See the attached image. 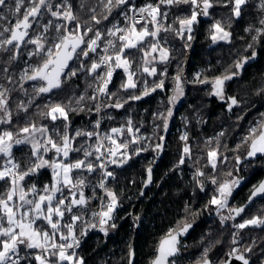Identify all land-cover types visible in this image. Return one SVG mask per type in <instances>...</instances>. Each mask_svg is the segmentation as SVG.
I'll return each instance as SVG.
<instances>
[{"label": "trees", "instance_id": "16d2710c", "mask_svg": "<svg viewBox=\"0 0 264 264\" xmlns=\"http://www.w3.org/2000/svg\"><path fill=\"white\" fill-rule=\"evenodd\" d=\"M137 1V3L142 4L148 1L156 2L157 0ZM260 1L249 0L242 7L243 14L240 17H235L231 10L232 6L227 4V0H214L215 6L209 10V16L200 17L198 19L199 23L193 25L191 33L193 38L191 40L187 39L188 33H184L183 38L176 35V33L171 34V39L175 43L183 40L181 47L186 50L181 47H179L180 50L178 49V51L173 49L167 62H157L153 65L157 69L156 76L150 77L147 73L143 72L142 74L150 82L160 79L170 81L175 76L180 75L184 99L177 106H173L170 103L172 91L169 86L170 83L166 82L163 89H157L141 100L128 101V103L124 104V109L105 107V105L114 104L117 101L124 103V101H120L117 98L119 91L121 94L129 96L138 92L141 87L138 82L137 86L139 84V89L136 87V89L125 90L121 89L120 86L118 88L117 85L120 80L125 81V78H121L124 76L122 74L123 69H120L122 72L116 70L113 73L111 83L109 84V92L114 93V95L107 96L103 102L104 128L109 131L114 127L127 125L130 118H135V115L137 118L139 115L138 121L132 119L133 123H137L134 126L140 128L142 132L143 130L147 133L152 132V136L150 137L152 145L153 143H158L162 145V148L157 151L156 148L152 149V146H150L149 148L151 149H148V152L145 151V155L132 156L128 163L122 167H115L116 165L113 167L115 179L108 181V188L117 195L120 202L119 205H122V208L117 213L115 220L116 227L108 228L107 234L102 231L91 233L92 228L89 227L85 219L84 221L87 224H82V221L76 224V235L81 236V230H84L86 234L82 237L87 236L80 246L75 249L76 255L83 259L84 264H129V252L132 247L135 248L136 252L135 264H150L157 254L156 250L160 240L170 230H178L185 223H191L192 227L179 245V255L188 257L189 262L201 261L204 251L207 249V258H211L214 264H222L228 258V253L231 250L230 231L228 230L230 225L221 224L220 216L214 215L213 210L207 208L209 198L214 195V192L209 189L201 191L192 176L191 168L186 167V164H190V161H192L203 170L205 175L215 171L220 182L229 173L236 177H245L244 182L228 203L231 208L242 205L249 196L253 186L264 175V156L248 158V144L240 142V139H243L244 133L249 131L247 126L249 122H254L256 118L261 123L264 121V115H262L264 114V34L258 31L264 28V25L260 23L261 20H264V9L260 7ZM69 2L73 4V13L78 19L76 22H71V25L69 23L68 28L71 29V26L73 27L78 22L82 29L80 34H84L85 27L89 25L93 28L91 34L99 28L107 30L109 25L121 17V10L125 7L114 8L111 14L108 15V19L104 20L102 16L106 15L107 12L103 7L102 0H69ZM130 2L131 0H129L128 7ZM93 7L96 9L97 18L101 19V23L99 24L90 19L92 13L89 9ZM246 7L251 10L248 15ZM2 9L0 8V13ZM53 9H55V6H53ZM171 10V18L178 15V13L183 14V16L190 14L189 5L173 6ZM173 14L174 16L172 17ZM180 14L179 16H181ZM50 16L49 13L43 14L37 23L39 26L34 25L32 29H29V33L31 30L43 28L44 23L46 24L49 20H52L53 23H58L55 17ZM17 18H13V23L16 22ZM216 21H219L222 27L230 33L229 41L215 43L211 39L212 32L214 31L211 23L214 24ZM62 23L66 24L67 21L62 20ZM204 26H206L205 29ZM48 34L53 36L54 32L50 29ZM86 37L88 36H84L85 40ZM106 39L102 36L100 42L104 44ZM23 47L24 45H21L20 53L23 51ZM81 47L84 46L82 45ZM143 50L140 49L137 56L143 57ZM77 52H79V49H77ZM182 52L183 54H181ZM253 53H255L254 58L249 59L242 69L235 67L237 61L245 57H252ZM9 55L10 53L4 52L3 54L0 51V67L7 69V72L0 71V90L7 89L11 91H7V96L8 107L12 112V123L0 125V130L4 128L15 132L18 128L24 127L29 123H35L37 127L41 124H48L52 127L54 121L44 115L46 110H48V108H45L48 98L51 97L52 100L58 99L59 101L60 99L67 100L76 96H86L89 104H87L81 113H69V118L73 120L72 126L78 124L79 126L81 125L82 131L92 130L96 99L92 100L90 97L93 93V83L98 72H90L88 74V69L93 61L99 60L98 53L90 52L87 58L81 56L74 64L72 63L74 59L69 61V67L77 71L76 76L67 79L62 84L61 89H54L51 93H40L38 95L36 87L33 85L39 80H23L20 82L17 79L16 71L20 68V62L24 56H19L17 60L9 62ZM79 62L83 64V70L76 68ZM164 68L167 70L166 76L161 75ZM174 72L177 75L174 76ZM225 72L227 74L239 73L226 83V96L228 98H235L238 101L237 105L231 107L229 104L224 103L217 95L211 94L212 81L223 76ZM196 73H199L198 77L192 78ZM137 78V81L142 80L139 76ZM123 81L120 82V85L126 82ZM198 81L208 82L202 83ZM20 84L22 88H20ZM32 88H35V92L33 89L32 93H30L29 90ZM29 96L32 99L28 106L23 101L28 100ZM21 103L27 107V112L18 109V105ZM41 105L44 106L42 107ZM138 106L140 107L138 108ZM127 108L130 114L126 110ZM169 108L172 109L173 115L168 119V127L165 130L163 126L164 120L159 118L157 113L166 115ZM138 110L139 113H137ZM141 110L142 113L140 115ZM118 111L120 112L119 114ZM180 113L185 114L187 117V120L184 121L187 125H184L185 123L180 121ZM115 114H118V116L114 117ZM122 116L125 118H121ZM144 118H147V121ZM125 122L127 123L125 124ZM182 124L186 126L188 131L187 141L182 140L180 132L176 131L177 127ZM209 136H213V138L207 140ZM78 138L81 144H85L86 146L93 144L92 138L87 143L84 141L88 138ZM186 143L191 149L190 156L183 154V148ZM214 146L221 148L219 151L221 155L217 160L215 169L211 167L208 157V152L214 149ZM30 148L28 144H25L22 147L14 149L20 167L24 169L34 159L32 149ZM153 154V159H150V156ZM73 155L71 154V158H77L80 153H75V156ZM81 155L83 157L82 152ZM182 157L184 159V167L176 166ZM224 157H227V159L225 160ZM236 157H240L241 163H237ZM5 158L3 154H0V167ZM256 159H260V163L255 162L254 160ZM148 168L152 170V185H149L144 191L148 180ZM237 169L239 170L237 171ZM82 173L90 177L92 182V185H87L86 192L88 193L91 188L94 192L90 197L85 193L88 197V205L91 204L88 209L98 211L99 200L94 198L97 192L95 180L97 174L95 172ZM26 181L30 185L34 184L40 190L45 185H51L52 170L50 168H42L35 175L26 177ZM218 181L217 183L219 184ZM6 188L7 185L3 181H0V193H3ZM106 199L109 200L110 198L106 195ZM212 206L214 207V205ZM259 206H262L264 214V198L255 201L241 216L236 218L237 221H241L238 219L246 216ZM88 216L89 212H87L86 217ZM66 217L69 218L70 216L66 214ZM66 217L61 221L62 224L67 222ZM38 224L45 227L40 221H38ZM240 232L243 234L241 253L252 258V264H264V227L249 226L241 229ZM249 248L251 251H246ZM21 250L26 255H30L36 251L35 249L29 250L25 248ZM21 264H38V262L35 259H31L30 262L23 261Z\"/></svg>", "mask_w": 264, "mask_h": 264}, {"label": "snow or ice", "instance_id": "6c2138e0", "mask_svg": "<svg viewBox=\"0 0 264 264\" xmlns=\"http://www.w3.org/2000/svg\"><path fill=\"white\" fill-rule=\"evenodd\" d=\"M23 3L24 0H15V8L9 9V11H14L17 14L21 13ZM128 3L129 0H102L103 7L107 12L106 15L102 16V19L107 20L108 15L111 14L114 8H122V6H127ZM247 3L248 0H227V4L232 6V12L235 17L241 16L242 7ZM180 5H189L190 14L183 18H178L179 30L176 34L183 38L184 33H188L187 39L191 40L193 38L191 35L193 25L199 23V16L209 15V10L215 6L214 0H159L157 4L149 3L138 10L129 9L130 11H138L144 20L139 30L136 26L139 21L133 16L127 15V12L124 14L126 20L129 22L128 27L119 28L113 24L112 29L107 32V35L116 37L120 42L119 48H116V43L113 40H107V46L104 48L106 54L99 61H93L88 69L91 73H97L101 67L105 69L103 75L97 77L100 85L95 91L98 94L105 96L114 95V93L109 92L108 85L111 83L115 69H123L127 74V80L121 84V88L125 90L136 89L138 83L134 79L136 73L132 69L131 61L128 58L130 53L126 50L142 49L143 42L146 38H157L161 30L169 31L170 29L163 28L161 23L163 19L167 18V12H162L161 6L179 7ZM7 7L8 0H0V8ZM260 7L264 9V0H261ZM55 8L56 10H53L51 0H29V6L24 10L22 18L18 17L15 24L11 27L0 26V51L10 53L8 57L9 62L19 58L21 45L30 44L35 46L36 50L30 51L28 53L29 56H38L41 52L45 54L41 65L31 68L30 71L29 69H25L24 74L20 77L22 81L40 80L45 82L43 86L36 89L38 93H51L54 89H61L62 84L67 79L77 74L75 69L69 67V61H72L74 58L79 60L81 56L87 58L90 52L95 53L99 47L98 42L102 39L99 30L93 33L94 38H89L87 41L84 39L87 32H93L91 26L86 28L84 34H80L81 26L78 22L69 30L67 24L53 23L52 20H49L43 25L41 34L35 35L34 37L30 36L29 29H32L34 25L39 26L37 24V18L42 17L45 12L57 20L70 23L77 21L78 18L74 15L72 4L68 0H61L59 4L55 5ZM89 10L92 13L90 17L91 21H94L96 24L101 23V19L97 18L96 9L93 7ZM5 19L4 16L0 15V20ZM148 23L154 26L151 30L147 26ZM260 23L264 25V20H261ZM50 29L54 32V35L51 38L49 46L46 47L48 37L45 34ZM212 29L214 30V34L211 36L213 42L229 39L230 33L225 31L219 21H216L212 25ZM258 31L264 34V28ZM117 33H120V35L117 36ZM82 45L84 47H81ZM149 47L150 52L146 51L144 53L145 56L158 52L159 62H167L169 58L167 48L160 47L158 41H150ZM109 48L115 50L114 55L107 54ZM77 49H79V52H77ZM254 56L255 53H253L252 57H245L237 61L235 67L242 69L244 64L249 59L254 58ZM156 59V56H152L151 60L145 61V64H151ZM80 70H83V68L81 67ZM0 71L7 72V69L0 67ZM142 71L149 76L157 75V69L154 66H144ZM238 74V72H234L231 75L226 74L212 81L214 94L223 98L225 82L231 80L233 76ZM161 75L166 76V70ZM174 79L176 81V95L171 98L170 103L172 104H175L179 97L183 95V88L180 83L181 76L177 75ZM198 82L207 83L208 81ZM163 87V79L154 83L151 89L147 87L145 82L142 94H132L128 97V100H141L145 96L150 95L151 92H155L157 89H163ZM7 91V89L0 90V125H9L12 123V112L8 107ZM84 98V96H81L79 100L82 101ZM90 99L95 100L96 96H92ZM128 100H125L124 103L117 101L114 104H107L105 107L123 108L124 104L128 103ZM229 100L231 102L230 107L238 104L235 98L229 97ZM18 109L25 112L28 110L23 103L18 105ZM69 111H75V109H66L61 104H54L50 106L48 112L44 113L52 121L60 120L63 122L64 134L60 137L59 143L52 136L48 135V128L46 126L41 125L37 127L35 123H29L24 127H20L15 132L11 130H0V154L8 158L7 162L0 167V181H3L7 185L5 191L0 193V264H21V261L25 259V257L19 255L21 246L26 249L39 250L38 254L34 256L35 261H38L39 264H84L83 259L77 256L75 251H69L70 249L79 247L80 243L74 231L75 225L73 222L81 221L82 215L73 213V208L76 207L82 211L88 204V199L83 192V188L86 187L85 178L78 176L74 181L72 174L74 172L92 173L99 169L103 177L114 179V172L107 170L109 165L122 167L128 163L132 156L139 155L140 152L148 150L143 147H133L131 148V155H129L130 145H140L141 139H146L137 136L130 120L128 121L126 131L131 134V139L127 141L117 142L114 135H123L125 129L116 127L110 130L113 135L82 130H75L74 135H70L67 131L70 126ZM96 111L97 113L100 112L99 105H97ZM172 115L173 111L171 108H169L166 115L163 113L158 114L159 118L164 120L163 126L165 130L168 127V119ZM99 126L100 121H97L95 127L99 128ZM37 133H39L40 139L37 138ZM76 137L88 139L95 137L96 143L94 145L88 144L87 147L84 144L75 146ZM181 139L187 141V133ZM104 141H108L109 145L106 146ZM25 143L31 145L34 159L25 169L21 170L20 164L14 162L12 149L14 145ZM85 143H87V139ZM244 143L248 144V158H254L257 155L264 156V122L249 129V135ZM161 148L162 145H156L157 151ZM53 151L55 158H44L45 154ZM81 152L83 158L77 157L70 159L72 153ZM183 154L185 156L191 155V149L187 143L183 148ZM220 155L218 149H213L208 152L209 163L213 169L216 168ZM224 159L226 160L227 157H224ZM236 160L237 163H241L240 157H236ZM183 163L184 159L182 157L179 164ZM42 168H50L52 170V184L45 185L40 190L34 184L26 189L23 183L26 177L35 175ZM147 171V182L151 183L152 170L148 168ZM203 175V172H197V177ZM228 175L231 176L232 174L229 173ZM241 180L242 178L237 177L218 184L216 179H211V183L217 185V187L209 203L217 206L218 209L226 208L229 199L233 196V192L240 186ZM99 187L105 189L106 195L110 199L109 203L103 206L104 210L93 213V216L98 217L100 231L107 234V229L104 225H108L110 228L116 227L114 223L109 224V221L112 220V214L118 206V198L114 192L106 188L104 179L99 183ZM65 188L68 189V195L64 194ZM200 189L201 191L204 190L203 184H200ZM57 194H59V197ZM30 195L32 198H29ZM257 197L264 198V180L258 182L251 189L249 204ZM246 207L247 205L239 208H231L229 212L234 213L235 216H240ZM65 213L72 215L69 217L70 222L62 224L61 221L64 220ZM225 219H234V216H221L222 221ZM38 221L46 227H42L37 223ZM249 226L264 227V217L254 216L251 219L244 220L243 223L234 225V227L239 229H244ZM89 227L96 228L97 224L89 222ZM191 227V223H185L179 230H170L160 241L156 250L157 254L152 264H175V260L172 258L176 257L180 251L179 237L186 234ZM85 234V231L81 230V236ZM57 236H59V241L62 242H57ZM207 251L205 249L200 264H212L207 259ZM237 251L234 250L228 253V255L234 256L236 260L242 261L243 264H249V260L243 254H237ZM246 251H251V249H246ZM132 256H134V253L130 250L129 258L131 259ZM227 264H231V262L229 261Z\"/></svg>", "mask_w": 264, "mask_h": 264}, {"label": "rangeland", "instance_id": "374dc122", "mask_svg": "<svg viewBox=\"0 0 264 264\" xmlns=\"http://www.w3.org/2000/svg\"><path fill=\"white\" fill-rule=\"evenodd\" d=\"M61 1H59V0H51V3H52V5L53 6H55V5H57V4H59ZM68 2H69V0H68ZM132 2H138L137 0H131V2L130 3H132ZM157 2V1H156ZM156 2H153V1H148L147 2V4H149V3H152V4H154V3H156ZM158 2H159V0H158ZM70 3V2H69ZM70 4H72V3H70ZM29 6V0H24V3H23V5H22V7H21V13H19V14H17V13H14V11H9V9H14L15 8V0H8V7L7 8H3L2 9V12L0 13V15H2V16H4L6 19L5 20H0V26H2V27H11V26H13L15 23H13V18L14 17H20V18H22V14H23V12H24V10L27 8ZM72 7H73V4H72ZM123 7V6H122ZM123 10H121V17L119 18V19H117L116 21H119V20H121V19H123V17L125 16V12H127L128 13V11H129V8H128V6H125V7H123L122 8ZM53 10H56V8L55 9H53ZM73 10V9H72ZM74 11V10H73ZM161 11L162 12H167V18L166 19H163L162 21H161V23H162V26H163V28H167V29H170L169 31H163V30H161V32L159 33V36L157 37V38H152V37H148V38H146V40L143 42V47H142V49H144L143 50V52L145 53L146 51L147 52H150V47H149V42L151 41V42H157L158 41V44H159V46L160 47H164V48H167L168 49V51H169V57H170V54L172 53V50L174 49L175 51H178V49L180 50V45L182 46V44H183V40H180V42L179 43H175V41H173L172 39H171V34L172 33H177V31L179 30V23L177 24V22H178V18H179V16H178V18H177V16H175V17H173V18H171V7H168V6H161ZM47 14V12H45L44 13V15H46ZM181 16H180V18H183L182 17V14H180ZM185 16H187V15H185ZM51 17V16H50ZM50 17H48L49 19H50ZM201 16H199L198 17V19L200 18ZM202 17H205V16H202ZM40 19H41V17L40 18H37V23L40 21ZM172 19H174V21L172 20ZM176 19H177V21H176ZM116 21L113 23V24H115L116 23ZM172 21H173V24L175 23V21H176V23L173 25L172 24ZM58 23H62V20H58ZM70 22H67L66 24H67V27H68V24H69ZM45 24V23H44ZM113 24H111V25H109V27H107V30H103L102 28H99L98 30L101 32V34H102V36H103V38H107L106 39V42L105 43H107V40H109V39H111V40H113L115 43H116V48L118 49L119 48V41L116 39V37H111V36H108L107 35V32L110 30V29H112V27H113ZM170 24H172V25H170ZM70 25H71V23H70ZM139 25L140 24H137L136 26H137V29L139 30ZM89 26H91V25H89ZM129 26V25H128ZM127 26V27H128ZM148 27H149V29L151 30L154 26L151 24V23H148V25H147ZM88 27V26H87ZM87 27H85V30H86V28ZM92 27V26H91ZM73 27L71 26V29H72ZM126 28V27H125ZM69 29V28H68ZM71 29H69V30H71ZM42 30H43V28H41V29H38V30H31L30 31V36H35V35H39V34H41L42 33ZM82 30V29H81ZM225 31H227L226 29H225ZM228 32V31H227ZM214 34V31L212 32V35ZM7 35V34H6ZM45 35H47V37H48V42L46 43V47L47 46H49V44H50V41H51V38H52V35H50V34H48V33H46ZM54 35V34H53ZM88 37H86V40H88L89 38H92L93 37V34H91V32H87V34H86ZM177 35V34H176ZM182 39V38H181ZM229 39H230V37H229ZM229 39L228 40H217L216 42H219V41H229ZM215 42V43H216ZM104 43V44H105ZM119 44V45H118ZM106 45V44H105ZM36 49H35V46L34 45H24V47H23V51H21V53H20V57L21 56H24V58H22L23 60L20 62V68H18V70L16 71V75H17V79L18 80H20V81H22L21 79H20V77L24 74V71H25V69H29V71H30V69L31 68H33V67H36V66H39V65H41L42 63H43V59L45 58V54L43 53V52H41L40 53V55H38V56H29L28 55V53L30 52V51H35ZM140 49H131V50H126L127 52H129L130 54L128 55V58H129V60L131 61V64H132V68H133V70L135 71V73H136V70H137V76H139V77H141V79H142V82L140 83V86L142 87L143 85L145 86V82H146V84H147V87L149 88V89H151V87L153 86V84L154 83H156V82H159V80H155V81H148V79H147V77L146 76H144V75H141V73L143 72L142 71V69H143V67L144 66H148V67H152L153 65H155L157 62H159V53L157 52V53H150V55L149 56H143V57H139V56H137V55H139V53H138V51H139ZM114 49H111V48H109V50H108V52H107V54L108 55H114ZM1 53H3L4 54V52L3 51H1ZM106 53L104 52V55H105ZM152 56H156L157 57V59L155 60V61H153L151 64H145V61L146 60H151V57ZM98 58H100V57H98ZM169 59V58H168ZM76 61H78V60H76L75 58H74V60H73V64L76 62ZM237 63V62H236ZM81 67H83V64H81L80 62H79V64H77L76 65V68H78V69H80ZM155 67V66H154ZM116 70H118V69H115V71ZM141 70V71H140ZM166 70V68H164V70L162 71V72H164ZM105 71V70H104ZM104 71L102 72V75H103V73H104ZM114 71V72H115ZM113 72V73H114ZM141 72V73H140ZM161 72V73H162ZM166 72H167V70H166ZM123 73H124V71H123ZM88 74H90V71H88ZM136 74H135V76H134V79L135 80H137V76H136ZM141 76H140V75ZM227 74V72H225L224 73V75H226ZM124 76H125V73L123 74ZM175 75H177V73L176 72H174V76ZM198 75H199V73H196V74H194L193 76H192V78H197L198 77ZM223 75V76H224ZM228 75H231V74H228ZM144 76V77H143ZM149 76V75H148ZM223 76H221V77H223ZM150 77H152V76H150ZM176 77V76H175ZM174 77V78H175ZM126 80H127V74H126ZM174 78H172L170 81H167V79H163L164 80V83H166V82H169L170 83V87H171V91H172V96H171V98L174 96V95H176V92H175V89H176V81H175V79ZM146 79V80H145ZM161 80V79H160ZM192 80V79H191ZM214 81V80H213ZM229 81V80H228ZM228 81H226L225 82V85H224V88H223V97L225 96V94H226V83L228 82ZM98 82V80L96 79V77H95V81H94V83H93V85H94V87H96V84H98L97 83ZM144 82V83H143ZM45 82H43V81H36L35 82V84L33 85V86H35L36 87V89H38L39 87H41V86H43V84H44ZM212 86H211V89H212V93L211 94H214V88H213V84H211ZM144 86L138 91V92H135V95H141L142 94V91H143V89H144ZM33 89H34V92H35V88H32L31 90H29V92L30 93H32V91H33ZM117 92H118V90H117ZM38 94H40V93H38L37 92V95ZM130 95H132V94H130ZM129 95V96H130ZM92 96H96V99L98 100V95H97V93H95V94H93L92 93V95H91V97ZM129 96H127V95H123V94H121V93H118V96H117V98L120 100V101H125V100H128V97ZM8 97V96H7ZM145 97H147V96H145ZM144 97V98H145ZM217 97H219V98H221L220 96H217ZM79 98L80 97H72V98H69V99H67V100H62V99H60L59 101H58V99L57 100H52V98L51 97H49L48 98V100L46 101V105H45V108H48V110H46V112H48L49 110H50V106L51 105H54V104H61L62 106H65L66 107V109L67 108H70V109H75V111H69V113H72V112H75V113H81V112H83V110H84V108L87 106V104H89V102H88V98L85 96V98H84V100H79ZM160 98H162V97H160ZM32 99V97L31 96H29V98H28V100L26 99V101H23V102H26V104H28V106H29V101ZM184 99V93H183V95L182 96H180L179 97V99L175 102V104H173V106H177L182 100ZM79 101V102H78ZM128 101H130V100H128ZM102 102H104V100H102ZM95 105H96V102H95ZM42 107L44 106V105H41ZM229 106H230V103H229ZM157 114H160L159 112L157 113ZM188 116V115H187ZM132 123H133V121H132V119L130 118L129 119ZM187 120V117L185 116V114H181L180 113V121H182V123H185L184 121H186ZM72 119H70L69 118V124H70V126H69V128L67 129V131L69 132V134L70 135H74V132H75V130H82L81 128H80V126L78 125V124H75V126H72L73 124H72ZM261 122H260V120L259 119H257L256 118V120L254 121V122H252V123H250L249 122V124H247V126H248V129H250V128H252V127H255V126H257V125H259ZM41 125H43V126H46L47 128H48V135H50V136H52V138L55 140V141H57V143H59L60 142V137L64 134V128H63V122L62 121H60V120H57V121H54L53 123H52V127H50L48 124H41ZM41 125H39V126H41ZM184 125H187V123H185ZM183 124L182 125H179L178 127H177V129H176V131H179L180 132V138L185 134V133H187V135H188V131H187V128H186V126H184ZM38 126V127H39ZM133 128H134V130L136 131V134H137V136H139V137H141V138H146V139H141V143H140V145H130V149H129V155H131V148H133V147H143V148H146L147 147V149H155L156 148V145L158 144V143H153V145H152V140H150V137L152 136V132H150V133H147V132H142V130L140 129V128H138V127H136V126H134V123H133ZM127 127H128V124L127 125H122V126H118V127H116V128H124L125 129V132H124V134H126V129H127ZM54 129H55V131H54ZM3 130H6V129H4L3 128ZM159 132V131H158ZM57 133H59V134H57ZM146 133V134H145ZM128 135H129V138L131 139V134H129L128 133ZM248 135H249V131L247 132V133H244V136H243V139H240V142L242 143V142H244L245 141V139L248 137ZM36 136H37V138L38 139H40L41 137L39 136V133H37L36 134ZM78 137H76L75 138V146H79L80 144H79V139L78 140H76ZM125 139V141H127V140H130V139H128L127 138V136L126 137H124ZM213 138V136H209V137H207V140H210V139H212ZM96 142L94 141L93 142V145L95 144ZM25 144H27V143H25ZM25 144H21V146L20 147H22V145H25ZM30 147H31V145L30 144H28ZM150 146H152L151 148H149ZM31 149V148H30ZM214 149H218V152L221 150V148L219 147V146H214ZM213 150V149H212ZM149 150H147V152H148ZM72 154H74V153H72ZM139 155H145V151H142V152H140V154ZM134 156H137V155H134ZM153 157H154V154L153 155H151L150 156V159H153ZM45 159H49V158H55V154H54V151L53 152H49V153H47V154H45V157H44ZM70 159H75V158H71V155H70ZM255 162H257V163H260V159H256V160H254ZM218 162V161H217ZM179 165V166H178ZM176 166H178V167H184V163L183 164H179V163H177V165ZM251 166V165H250ZM249 166V167H250ZM186 167H190L191 168V170H192V176L193 177H196L195 178V181H196V184L198 185V187H200V184H203L204 185V190L203 191H205L206 189L208 190H210V191H213L214 192V194H215V188L217 187V185H213L210 181H211V179H216L217 181H218V175H217V173L215 172V171H212V173L211 174H204L203 176H199V177H197V172L199 171V172H203V170L201 169V168H199L196 164H194L192 161H190V164H186ZM246 168H248V167H246ZM245 168V169H246ZM24 168H22L21 167V170H23ZM41 170V169H40ZM40 170H38V171H40ZM180 171H182L181 169H179ZM180 171H178V172H180ZM82 172H79V173H77V172H74L73 174H72V178H73V180L75 181V179H77V177L78 176H80V175H82V177H84L85 178V183H86V187H84L83 188V192H84V195H85V193H87L86 192V190H87V185L89 186V185H92L91 183V179H90V177H88L86 174H81ZM204 173V172H203ZM88 177V178H87ZM208 178V179H207ZM234 178H237L235 175H232V176H226V177H224L223 179H222V181L220 182V181H218L219 183H222L223 181H225V180H230V179H234ZM240 178H242V180H241V184L240 185H242V183L244 182V178L245 177H240ZM95 180H96V182H97V177L95 178ZM27 182V181H26ZM53 182V181H52ZM23 183H25V182H23ZM89 183V184H88ZM28 182L27 183H25L24 184V186L26 187V188H28L29 186H30V184H29V186H28ZM52 184V183H51ZM105 186H106V188L109 190V188H108V182L106 183L105 182ZM209 187H211V188H209ZM240 187V186H239ZM238 187V188H239ZM237 188V189H238ZM237 189L233 192V194L237 191ZM96 193H95V199H98L99 200V209H98V211L97 210H95V209H88L89 208V206L91 205V204H87V207L85 208V209H83L82 211L81 210H78L76 207H74L73 208V213H75V214H78V215H82V224H87L86 222H88V224H89V222L90 223H92V224H95V222H96V218H98V217H94L93 216V213H98L99 212V210H100V207H102V209L101 210H104V208H103V206L104 205H106L107 203H109V200L108 199H106V196H105V201L103 202V203H101V201H100V199L98 198V197H96L101 191H100V189H99V187H97L96 186ZM94 192H93V190H92V188L91 189H89V192L87 193V195L90 197L91 196V194H93ZM65 195H68L69 194V192H68V189L67 188H65V193H64ZM57 196L59 197V194H57ZM88 198V197H87ZM212 197H210L209 198V201H210V199H211ZM209 201H208V203H209ZM67 202V201H66ZM228 203H229V201H228ZM120 202L118 201V206L117 207H119L120 205ZM262 207V206H261ZM260 206L259 207H257V208H255V209H253L250 213H248L246 216H244V217H242L241 219H238V220H241V221H237V219H234L235 221H233V219H225V220H221V216H223V217H228L229 215H232L230 212H229V209H231V207H230V205H228L226 208H224V209H218L217 208V206H215L214 205V207L209 203L208 205H207V208H209V209H211V210H213V212H214V215H218V216H220V221H221V224H226V225H230L229 227V231H230V243H231V250H230V252H233L234 250H238L237 252H241L240 250L243 248V243H242V239H243V234H242V232H240V230H239V228H236V227H234V225H236V224H239V223H243V221L244 220H246V219H251V218H253L254 216H261V217H264V214H263V210H262V208H261ZM87 212H89V216L88 217H86V215H87ZM66 214L67 215H72V214H70V213H65V217H66ZM67 218V217H66ZM84 219L86 220V222L84 221ZM69 221V218H67V222ZM70 222V221H69ZM78 222H80V221H76V222H73L74 223V225H75V228H74V231H75V233H76V224L78 223ZM38 223V222H37ZM46 227V226H45ZM77 236V235H76ZM82 236H77V238L79 239V238H81ZM235 241V242H234ZM57 242H59V240H57ZM79 246H80V243H79ZM75 249H77V247L76 248H74V249H71V251H75L76 252V250ZM70 251V252H71ZM20 252H22L23 254H25V252L23 251V250H20ZM229 252V253H230ZM26 255V254H25ZM28 256V255H27ZM26 257V256H25ZM216 258V257H215ZM173 259V258H172ZM217 261H218V259H217ZM38 262V261H37ZM38 264H39V262H38Z\"/></svg>", "mask_w": 264, "mask_h": 264}, {"label": "built area", "instance_id": "2783aa9c", "mask_svg": "<svg viewBox=\"0 0 264 264\" xmlns=\"http://www.w3.org/2000/svg\"><path fill=\"white\" fill-rule=\"evenodd\" d=\"M158 3V0H157V2L156 3H154V4H157ZM147 5V2H144V3H142V4H139V3H137V2H132V3H130L129 4V9H139V8H141V7H144V6H146ZM127 15H129V16H133L137 21H139V23H137V24H141V23H143L144 22V20L141 18V15H140V13L138 12V11H128V13H127ZM145 16H146V14H145ZM115 25L117 26V27H119V28H125V27H127L128 25H129V22L126 20V18H125V16L123 17V19H121V20H119V21H117L116 23H115ZM118 35H120V33H117V36ZM99 43V47L97 48V50H96V52L95 53H98L99 54V57L101 58L103 55H104V48L107 46V43H105V44H102L100 41L98 42ZM92 53V52H91ZM99 58V59H100ZM99 61V60H98ZM105 69H104V67H101L100 69H98V74H97V76H96V79H97V77L98 76H100V75H102V72L104 71ZM98 80V79H97ZM98 84H96V87H94L93 88V93L95 94V93H97L96 91H95V89L100 85V81L98 80V82H97ZM110 84V83H109ZM108 90H109V85H108ZM97 95H98V100L96 99V105H95V118H94V120H93V122H92V130L91 131H97V132H100L101 134H104V133H108L109 135H113L111 132H110V130L109 131H107L105 128H104V126H103V102H102V100H105L106 98H107V96H105V95H100V94H98L97 93ZM97 105H99L100 106V112L99 113H97V111H96V107H97ZM97 121H100V126H99V128H96L95 127V125H96V122ZM127 136V138L128 139H130L129 138V135H128V133L126 132V134H123V135H114V138L117 140V142L119 143V142H121V141H125L124 139V137H126ZM93 139V141H95L96 142V138L95 137H93L92 138ZM104 144L107 146V145H109V142L108 141H104ZM7 161H4L3 163H2V165H1V167L6 163ZM115 165H109L108 166V168H107V170L108 171H113L114 172V170H113V167H114ZM9 167H10V165H9ZM115 167H117V165L115 166ZM93 173V172H92ZM95 173L97 174V182H96V186L97 187H99V183L101 182V180L102 179H104V181L107 183L108 181H110V180H114L113 178H107V177H103L102 175H101V171L99 170V169H97V171H95ZM114 177H115V172H114ZM160 183V182H159ZM159 183H158V185H159ZM99 189H100V193L96 196V197H98L99 199H100V201H101V203H103L104 201H105V196H106V192H105V189H101L100 187H99ZM233 197V196H232ZM232 197L229 199V201L232 199ZM120 208H122V205L120 206V207H116V209H115V211L113 212V214H112V220L111 221H109V224H112V223H114L115 224V220H116V217H117V213H118V211H119V209ZM102 209V207H100V210H99V212L100 211H102L101 210ZM235 219V218H234ZM233 219V221H235ZM95 224H97V227L96 228H92L91 229V233L92 232H96V231H100V225L98 224V218H96V222H95ZM104 227L106 228V229H108V228H110L108 225H104ZM87 236H85V237H81V238H79V241H80V244L84 241V239L86 238ZM56 240H59V236H57V238H56ZM59 242H62V241H59ZM69 251H71V249L69 250ZM38 252H39V250H36L34 253H32V254H30V255H25V254H23L22 252H20L19 253V255L20 256H22V257H25V259L24 260H22L21 262H23V261H26V262H30L31 261V259L33 260L34 259V256L36 255V254H38ZM174 260H175V264H188V263H190L189 262V258L188 257H186V256H183V255H177L176 257H174L173 258ZM214 264V263H213Z\"/></svg>", "mask_w": 264, "mask_h": 264}, {"label": "water", "instance_id": "95a60500", "mask_svg": "<svg viewBox=\"0 0 264 264\" xmlns=\"http://www.w3.org/2000/svg\"><path fill=\"white\" fill-rule=\"evenodd\" d=\"M264 122V121H263ZM259 157H262V156H260V155H257L256 157H254V158H259ZM262 180H264V175L262 176V178L260 179V181H262ZM148 181V180H147ZM259 181V182H260ZM146 186L144 187V191L146 190V188L149 186V185H152V182L151 183H148L147 182V184H145ZM143 191V192H144ZM250 195V194H249ZM85 197L87 198V196L85 195ZM88 199V198H87ZM260 199H263L262 197H257V198H255L254 200H253V202L252 203H250L249 204V196L247 197V199H246V201L242 204V205H240V206H236V207H233V208H239V207H242V206H244V205H247V207L245 208V211L248 209V207H250L255 201H257V200H260ZM244 211V212H245ZM243 212V213H244ZM243 213H241V215L243 214ZM233 216H234V218L236 219L237 217H239V216H235V214L234 213H231ZM240 215V216H241ZM190 229L191 228H189V230H188V232L190 231ZM179 230V229H178ZM188 232L186 233V234H183V235H181L180 237H179V241H180V243H181V241H182V239L183 238H185L187 235H188ZM164 238V237H163ZM162 240V239H161ZM160 240V241H161ZM160 243V242H159ZM158 246H159V244H158ZM131 251L134 253V256H132V258L131 259H129V264H135V261H136V252H135V248L134 247H132L131 248ZM179 253H180V251H179ZM178 253V254H179ZM177 254V255H178ZM237 254H243L248 260H249V264H252V258H250L249 256H247L246 254H244V253H241V252H237ZM154 259H155V257H154ZM153 259V260H154ZM208 260H210L211 262H212V264H213V261H212V259L211 258H207ZM153 260L151 261V263L150 264H152V262H153ZM231 262V264H243V262L242 261H239V260H236L235 258H234V256H228V258L226 259V260H224L223 261V263L222 264H227V262ZM200 262L201 261H196V262H190V263H188V264H200Z\"/></svg>", "mask_w": 264, "mask_h": 264}, {"label": "bare ground", "instance_id": "6f19581e", "mask_svg": "<svg viewBox=\"0 0 264 264\" xmlns=\"http://www.w3.org/2000/svg\"><path fill=\"white\" fill-rule=\"evenodd\" d=\"M251 1H252V0H251ZM254 1H255V0H254ZM248 2H249V0H248ZM257 2H258V1H257ZM260 2H261V1H260ZM250 3H251V2H250ZM252 5H253V4H252ZM249 6H250V4H249ZM255 6H256V5H255ZM246 8H247V7H246ZM250 8H251V6H250ZM250 8H249V9H250ZM255 8H256V7H255ZM187 9H188V7H187ZM189 9H190V8H189ZM247 9H248V8H247ZM249 9L247 10V11H248V12H247V15H248L249 11H251V10H249ZM252 9H253V6H252ZM259 9H261V8H259ZM176 10H179V9H176ZM176 10H174V11L176 12ZM231 10H232V9H231ZM244 10H245V9H244ZM255 10H256V9H255ZM255 10H254V12H255ZM187 11H188V10H187ZM185 12H186V11H185ZM188 12H189V11H188ZM244 12H245V11H244ZM211 13H212V12H211ZM251 13H252V12H251ZM179 14H180V13H178V16H179ZM187 14H188V13H187ZM242 14H243V13H242ZM249 14H250V13H249ZM252 14H253V13H252ZM255 14H256V13H255ZM244 15H245V14H244ZM172 16H174V14H173ZM176 16H177V15H176ZM178 16H177V18H178ZM208 16H209V15H208ZM210 16H212V15L210 14ZM245 16H246V15H245ZM182 17H183V14H182ZM201 17H202V16H201ZM179 18H180V16H179ZM202 18H203V17H202ZM206 18H207V17H206ZM172 20L174 21V19H172ZM173 21H172V24H173ZM176 21H177V19H176ZM176 21H175V23H176ZM212 22H213V21H212ZM175 23H174V24H175ZM172 24H170V25H172ZM174 24H173V25H174ZM177 24H178V22H177ZM207 24H208V23H207ZM207 24H206V26L208 27ZM211 24L213 25V23H211ZM251 24H252V23H251ZM173 25H172V26H173ZM178 26H179V25H178ZM206 26H204V29H205ZM211 27H212V26H211ZM259 28H260V27H259ZM192 37H193V36H192ZM186 40H187V39H186ZM184 42H185V41H184ZM186 42L188 43V41H186ZM180 47H181V45H180ZM181 48H182V47H181ZM182 49L186 50L185 48H182ZM181 54H183V52H182ZM181 54H179V55H181ZM188 54H189V53H188ZM186 56H187V54H186ZM186 56H185V57H186ZM187 61H188V60H187ZM187 61H186V62H187ZM208 61H209V60H208ZM210 61H211V60H210ZM187 63H188V62H187ZM184 65H185V64H184ZM186 66H187V64H186ZM132 67H133V66H132ZM132 69H133V68H132ZM118 70H120V69H118ZM120 71H121V70H120ZM140 71H141V70H140ZM118 72H119V71H118ZM121 72H122V71H121ZM121 72H120V75H121ZM124 73H125V72H124ZM124 73L122 72V74H124ZM136 73H137V70H136ZM140 73H141V72H140ZM96 75H97V74H96ZM116 75H117V74H116ZM139 75H140V74H139ZM141 75H143V74L141 73ZM117 76H118V75H117ZM136 76H137V74H136ZM120 77H121V76H120ZM120 77H119V78H120ZM125 77H126V73H125V76H123V77H121V78L124 79ZM141 77H142V76H141ZM143 77H144V76H143ZM248 78H249V77H248ZM137 79H138V78H137ZM139 79H140V78H139ZM145 80H146V79H145ZM122 81H123V80H122ZM122 81L120 80V82H122ZM125 81H126V78H125ZM125 81H123V82H125ZM141 81H142V80H141ZM141 81L138 80L139 83H141ZM20 82H21V81H20ZM120 82L118 83V85L116 84L118 88H119V86H120V88H121ZM143 83H144V82H143ZM121 84H122V83H121ZM20 85H21V84H20ZM138 86H139V84H138ZM138 86H137V87H138ZM143 86H144V85H143ZM143 86H142V87H143ZM19 87H20V86H19ZM25 87H27V86H25ZM142 87H141V88H142ZM20 88H21V87H20ZM23 88H24V85H23ZM141 88H140V89H141ZM26 89H27V88H26ZM121 89H122V88H121ZM138 89H139V87H138ZM23 90H24V89H23ZM23 90H22V91H23ZM115 90H116V88H115ZM9 91H10V90H8V92H9ZM10 92H11V91H10ZM122 92H123V91H122ZM124 92H125V91H124ZM119 93H121V92L119 91ZM7 94H8V93H7ZM10 96H11V94H10ZM142 105H144V104H142ZM140 106H141V105H140ZM140 106H138V108H139ZM145 106H146V105H145ZM131 108L133 109V107H131ZM131 108H130V109H131ZM146 108H147V106H146ZM121 109H124V108H121ZM126 110L128 111L129 109L127 108ZM126 110H125V111H126ZM92 111H93V110H92ZM94 111H95V110H94ZM122 111H123V110H122ZM127 111H126V112H127ZM131 111H132V110H131ZM143 111H144V110H143ZM120 112H121V110H120ZM120 112L118 111V114H119ZM128 112H129V111H128ZM128 112H127V113H128ZM145 112H146V111H145ZM145 112H144V113H145ZM124 113H125V112H124ZM134 113H135V111H134ZM137 113H139V110H138ZM141 113H142V110H141V112H140V115H141ZM146 113H147V112H146ZM118 114H115L114 117H116V115L118 116ZM129 114H130V112H129ZM129 114H127V115H129ZM131 114H132V112H131ZM135 114H136V113H135ZM121 115H122V114H121ZM121 115H120V116H121ZM125 115H126V113H125ZM125 115H124V116H125ZM120 116H119V117H120ZM133 116H134V114H133ZM138 117H139V115H138ZM138 117L136 118V115H135V118H132V119H133V120H137ZM144 117H145V114H144ZM146 117H147V114H146ZM108 118H109V117H108ZM117 118H118V117H117ZM121 118L124 119L125 117L122 116ZM112 119H113V118H112ZM118 119H119V118H118ZM118 119H117V120H118ZM144 119L146 120L147 118H144ZM144 119H143V121H144ZM138 120H139V119H138ZM138 120H137V121H138ZM92 121H93V120H92ZM114 121H115V118H114ZM120 121H121V119H120ZM126 121H127V120H126ZM146 121H147V120H146ZM146 121H145V122H146ZM121 122H122V121H121ZM135 122H136V121H135ZM115 123H116V122H115ZM117 123H118V122H117ZM119 123H120V122H119ZM126 123H127V122H125V124H126ZM136 124H137V123H136ZM136 124L134 123V125H136ZM142 124H143V122H142ZM132 125H133V123H132ZM139 125H140V124H139ZM143 125H144V124H143ZM142 127H143V126H142ZM145 128H146V127H145ZM142 129H143V128H142ZM145 131H146V130H145ZM143 132H144V130H143ZM145 134H146V133H145ZM78 139H79V138H78ZM88 140H89V139H87V141H88ZM89 141H90V140H89ZM84 142H85V141H84ZM93 142H94V141H92V143H93ZM89 143H90V142H89ZM79 144H81V142H80ZM84 145H85V144H84ZM85 147H87V146L85 145ZM73 156H75V153H74ZM78 156H79V157L81 156V158H83L82 155H81V153H80V155H78ZM73 158H76V157H73ZM81 174H82V173H81ZM80 176H82V175H80Z\"/></svg>", "mask_w": 264, "mask_h": 264}, {"label": "crops", "instance_id": "0c3cea01", "mask_svg": "<svg viewBox=\"0 0 264 264\" xmlns=\"http://www.w3.org/2000/svg\"><path fill=\"white\" fill-rule=\"evenodd\" d=\"M20 146H21V145H14V146H13V149H12V152H13V159H14V162H16V163H19V160L16 158V155H15V153H14V149L17 148V147H20ZM7 160H8V158L6 157L4 161H7ZM4 161H3V162H4ZM19 164H20V163H19ZM24 182L27 183V182H26V179H25ZM25 183H24V184H25ZM28 186H29V184H28ZM25 188H26V187H25ZM26 189H27V188H26ZM29 198H32L31 195L29 196ZM21 249H23V246H21ZM25 249H26V248H25ZM29 250H30V249H29Z\"/></svg>", "mask_w": 264, "mask_h": 264}, {"label": "flooded vegetation", "instance_id": "af4514ba", "mask_svg": "<svg viewBox=\"0 0 264 264\" xmlns=\"http://www.w3.org/2000/svg\"><path fill=\"white\" fill-rule=\"evenodd\" d=\"M225 98V99H224ZM222 99V101L224 102V103H227V105L230 103V100H229V98L226 96V94H225V96L223 97V98H221Z\"/></svg>", "mask_w": 264, "mask_h": 264}]
</instances>
